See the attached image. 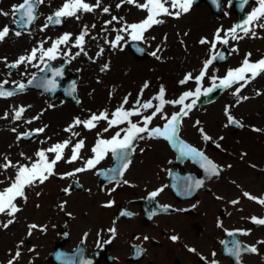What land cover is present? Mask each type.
<instances>
[{
	"label": "rangeland",
	"instance_id": "obj_1",
	"mask_svg": "<svg viewBox=\"0 0 264 264\" xmlns=\"http://www.w3.org/2000/svg\"><path fill=\"white\" fill-rule=\"evenodd\" d=\"M22 1L0 0V12L8 13V15L0 14V29L4 26L9 28L8 35L0 41V82L16 84L30 77L48 60L47 57L43 60L40 59L41 48L47 50L54 41L65 34H69L70 39L67 42L69 45L65 43L58 46L53 62L57 63L68 58L69 54L74 56L69 70L78 76L76 88L78 101H66L61 96L50 98L34 90L10 97H0V165L9 163L12 165L7 168L0 167V192L14 181L17 172L15 168L18 170L20 166L31 167L38 158L36 155L38 151L43 150L45 154L49 153L47 149L51 148V140L55 141V139L68 136L62 130L60 131V128L80 126L75 124V121L77 119L84 121L87 118L86 113L89 114L90 109L95 110L94 113L100 107L105 109L107 93L113 91L114 86L120 87L121 93L129 89L135 92L142 79L147 76L152 77L151 73L156 71L157 76L162 77L169 85L168 89L172 95L169 98L170 105H175L172 108L179 107L181 104L171 103L180 98L175 97V92L181 88V86H176L175 80H182V75L186 72L197 71L201 64L200 61L205 59L204 56L211 55L220 44L217 41L215 49L212 48V42L216 40L217 31H223L219 35L223 39L236 20V15L230 7V0H223L224 13L219 17L212 15L209 6L203 1L192 6L189 11H192L191 13L182 14L179 18L161 15L158 19L162 20L163 23L154 24L142 38L147 42L151 56H148V59L137 61L125 47L126 42L131 38V30L130 32L128 29L117 34L112 33L114 21L112 18L114 16L116 19L119 17L118 24L122 29H126L131 22L142 21L146 17L147 12L135 7V4H129L126 0H100V5L97 7L95 6L96 0H84L85 3L93 6V11H78L76 16L64 17L65 24L62 29H59L44 26L48 17L60 9L66 0H44L38 6L37 17L31 29L20 31L11 26L14 21L12 9L14 5ZM253 1L247 9L255 8L257 0ZM136 2L140 4L144 0H136ZM117 4L121 5L119 9L116 8ZM165 6L169 7L170 11H175L171 9L170 4ZM104 7L109 8L108 13L103 12ZM201 8L206 14L207 25L191 31L185 21L187 17H191ZM257 23H261V21ZM251 27L258 35L257 31L261 27H253L252 25ZM185 29H189V34L180 37ZM85 31L87 35L82 45L83 51H81L80 47L75 48L74 45L76 38ZM16 32H19L20 35L17 36ZM164 32L168 33L166 39L168 45L163 59L165 64H157V68L155 65L158 63L155 58L157 57L155 53L157 47L154 45V41H151L150 35L155 37V41L164 43L162 40V33ZM157 35L158 37H156ZM117 36L123 37L119 41V48L112 47L111 43ZM255 36L251 32L247 35L240 33L237 37L242 38L230 39L228 41L232 51L230 58L222 66L210 67L207 79L201 80L202 87L214 81L215 78L219 80L229 70L241 67L247 54H251L248 56L250 59L259 56L264 49V40H256L254 39ZM206 37H210L208 43L201 44V39H206ZM33 49H37L35 59L30 63L25 60L16 65L13 71H8L10 66L16 64L20 57L29 56ZM77 53L80 54L77 55ZM247 75L250 76V73ZM157 76L154 77V80ZM193 87L194 84L188 86L189 90H192ZM193 98H187L184 105ZM199 106L207 111L189 114L187 120L183 121L182 128L188 133H192L194 138L198 135L201 138L204 135H211L210 138L216 140L223 148L221 152L211 154L223 163L233 164L229 169L233 170L231 176L234 177L232 179L236 180L237 185H243L247 190L253 192L263 190L264 177L261 173V167L264 164V73L250 79L246 84L244 81L233 83L231 87H227L224 92H220L211 101L200 103ZM20 109H23L21 117L15 119V113ZM107 109L110 110V108ZM55 111L57 112L56 115L49 118V114ZM228 115L234 116L241 122L242 128L240 130L234 131L229 125ZM189 117L191 118L189 119ZM52 122L56 123L52 124ZM203 125L206 129H202ZM33 128L43 129L37 140L24 141L19 138L20 132ZM218 137H220V141ZM150 153L155 155L153 160ZM165 156L166 154L162 149L156 152L152 150L146 154L145 161L141 164L148 163L150 166H155V160L160 158L159 161L163 163ZM136 163L139 164V162ZM227 185L230 194L235 195L237 190L234 185ZM19 199L18 197L14 201L17 207H20ZM29 215L32 217L33 210ZM22 218L23 216L21 217L18 212L15 213L14 217H10L6 213L0 214V259L6 257L2 252L7 250V257L9 256L13 264H17L14 255L15 240L19 238L20 231H24V227L21 230L19 228ZM9 219H13V223L4 228L3 225Z\"/></svg>",
	"mask_w": 264,
	"mask_h": 264
},
{
	"label": "flooded vegetation",
	"instance_id": "obj_2",
	"mask_svg": "<svg viewBox=\"0 0 264 264\" xmlns=\"http://www.w3.org/2000/svg\"><path fill=\"white\" fill-rule=\"evenodd\" d=\"M157 75L155 71L150 82L163 85ZM142 116H134L132 123L143 127ZM122 124H103L86 132V137L66 139L69 144L54 174L33 187L32 219L37 227L22 235L27 240L21 245L18 264H264V225L253 222V218L264 219V205L257 202L264 199V188L253 192L238 186L226 163L221 162L220 178L201 181V172L191 160L180 159L179 149L173 147L175 156L169 158L167 146L173 143L145 132L139 134L122 176L117 172L119 159L117 168L99 175L113 166L111 152L94 168L75 172L93 158L98 139L123 133L117 129ZM80 141L84 146L79 158L69 163L70 145ZM160 147L166 149L163 163L158 158L155 166L141 164L147 153ZM205 151L212 157L211 149ZM170 168L176 169L173 179ZM227 184L234 185L235 195ZM173 236L178 239L173 241ZM236 244L239 257L229 252H235ZM250 247L257 251L245 250Z\"/></svg>",
	"mask_w": 264,
	"mask_h": 264
},
{
	"label": "snow or ice",
	"instance_id": "obj_3",
	"mask_svg": "<svg viewBox=\"0 0 264 264\" xmlns=\"http://www.w3.org/2000/svg\"><path fill=\"white\" fill-rule=\"evenodd\" d=\"M44 0H23L22 3L19 5H14L12 9V14L16 15L19 13V20L15 21L18 23H23L25 20L27 23H31L35 20V6L38 4L43 3ZM129 4H135L136 7L145 10L147 12L146 18L141 21L140 23L131 24L128 25L126 29H121V31H127L128 29L131 30L130 35L133 40H141L143 38V34L145 31H147L149 28H151L154 24H160L163 23L162 20L158 19L157 17L161 15H171L175 18H179L182 14L188 13L190 11V8L194 2V0H145L143 4L136 3V0H126ZM215 2V0H213ZM244 3H247V0H244ZM166 4H170L171 9L175 11H170L169 7H166ZM100 5V0H96V5ZM257 7H255L252 12H250L247 15V18L244 20L243 25H236L232 29L229 30L228 33L225 35H230L232 39H239L242 37H237L236 32L237 28H240L244 31V33L247 35L249 32L253 36L256 35V33L252 30V27H249V25H252L253 27H261L264 28V23H257L258 21L264 20V0H257ZM121 5L117 4L116 7L119 8ZM78 11H84V12H91L93 11V6H90L88 3H85L84 0H66V2L62 5L60 9H58L52 16L48 17L49 23L54 24H60L61 17H73L76 16ZM104 13L109 12V8L104 7L103 8ZM2 15H8V13L0 12ZM78 18V17H77ZM113 20H116V17L114 16L112 18ZM26 26V25H25ZM48 24H45L44 27H47ZM95 27V25H93ZM43 30V29H41ZM9 33L8 26H4L2 29H0V41H2ZM16 35L19 36L20 33L16 32ZM87 35V32H82L81 35H79L75 40V47H80L81 51H83L82 45L84 43V38ZM70 36L69 34H65L62 37H60L58 40L54 41L50 48L47 50H43L41 48V55L40 59L43 60L45 57H47L48 60H53L56 58V53L58 51V46L65 44L69 41ZM123 39L121 36H117L115 41H112V47H116L117 43ZM227 44V39H221L219 36V32L216 34V40L212 42V48L215 49L216 42ZM107 42V41H106ZM201 44L208 43V41L201 39ZM233 51H236V49H233ZM37 49H33L31 54L27 57H20L16 64H13L12 67H15L16 65L24 62L27 60L29 63L36 58ZM80 53H77L79 55ZM155 55V53H153ZM251 54H247L245 59L242 61V65L239 68L231 69L228 71L226 76L220 80L219 87L227 88L231 87L233 83H238L240 81H244V83H248L250 79H254L257 75L264 73V59H260L257 62H250L248 59V56ZM219 59H224L223 55L218 54L217 57ZM212 63V59H209L205 62L203 69L201 70L200 74L195 77L197 83L199 84L200 80L205 75V70H207L208 66ZM107 66L105 65V68ZM250 73V76L247 74ZM59 71H56L54 75H59ZM190 76L185 77V81L190 79ZM185 81H181V83H184ZM6 83V82H5ZM31 83V81H29ZM49 84H52V81L48 82ZM147 85H145L146 87ZM217 85H214L216 87ZM19 89H23L25 86L23 84H20ZM243 87V85H241ZM213 89L209 88L206 89L204 94L207 95L209 92H211ZM237 92H239V89H237ZM200 88L197 87L196 93L191 92H185L178 100L171 102L175 104H181L184 105V101L193 95H199ZM13 92H6L2 90V85H0V96H10L13 95ZM163 89H161V92L159 96L155 97L154 99L160 100V104L156 106L155 111L148 116H144L142 123L143 127H139L136 123H132L130 120V117L133 116H140V108H143L144 110H148L153 107L152 102L148 101L143 104H139V101L137 103L139 104L138 108H135L134 110H124L123 106L117 108L114 112L111 113L112 118L108 119V114L106 112H101L98 116L93 114L90 119L85 121H80L77 119L75 121V124H83V126L87 129L94 128L95 121L99 120H107L109 127H112L113 125H119L121 123L127 122L128 127L127 129H122V131L125 132V135L123 138L120 137V133L117 132L115 136H113L109 140H103L98 139L96 145L92 148V152L94 153L93 158L88 159L85 163V167L75 169V172H82L85 170H90L94 168L97 164L100 163L101 160H103L108 152H111L114 158L119 159L122 163L120 168L117 170L119 175H123L124 170H126L129 166L130 161L127 160V157L130 155V151H134L133 148V141L141 138L139 134L147 132L150 137H163L170 142H175L174 138L176 136L177 130H178V124L181 118V115H187V111L185 109L190 110L192 106L196 103L195 100L192 101L191 104L184 105V107L181 108L179 113H174L170 118L167 117H161L167 120L165 123L163 129L160 128H154L149 130L148 125L151 123L153 117L156 116L157 113H161L163 105L165 101L163 100ZM259 95V93H257ZM245 99H247L245 97ZM124 103H127V98H125ZM23 112V109H20L15 113L14 118L19 119L21 117V114ZM227 114V113H226ZM228 121L229 123H236L234 121L233 117L228 115ZM30 122V121H29ZM198 123V122H197ZM71 127L69 129H66V131H70ZM108 129H105L107 131ZM15 131V129H13ZM37 131L42 132L43 129H38ZM74 135H78L74 133ZM204 140L210 139L207 135L203 136ZM69 141H65L64 143H58L54 145L53 147L47 149L48 152L55 153V159H52L51 161L48 160L47 156L45 155V151L41 150L36 153L37 157H39L38 161L33 163L31 167L27 166H20L16 172V176L12 184L5 188L2 192H0V214H7L10 217H14L15 213L20 211V209L16 206L14 201L18 197H24V188L26 186L32 185L34 182L39 181V183H44L45 180L48 179L49 176L53 175V168L56 165L58 161L63 159L62 153L63 150L68 146ZM83 141H80L75 144V146L72 148V156L69 163L77 160L79 150L83 147ZM191 154L193 157H200V159L204 162L202 166L206 167V171L210 175H218L217 166L213 164L211 161L207 160L206 157L203 156L202 153L198 152L195 148H192L188 145H185L181 143V155H189ZM12 166L9 164H3L0 165V167H10ZM66 175H72V173L66 174ZM126 183V181H125ZM197 187L200 186V182L197 181L196 184ZM67 192L68 189H65ZM153 197L157 195V193L151 194ZM245 196H247L249 199H256L255 197H252L248 193H244ZM258 203L264 205V199H259L257 201ZM233 203H237V201H233ZM253 222L257 224L264 225V219H257L253 218ZM13 223V219H9L6 224L3 225L4 228H7L10 224ZM37 225H30L29 226V234H31V229L36 228ZM113 234L115 233V229L111 230ZM147 239V238H145ZM173 241H176L178 238L176 236L171 237ZM264 243V242H261ZM246 251H250L255 253L257 249L255 247L246 248ZM189 251H195L194 249H189ZM230 254H234L236 257H239L240 255V246L239 244L235 245V252L230 249ZM140 254V250H137V255ZM16 258L20 256V252H17L15 254ZM8 264H13L12 260H9Z\"/></svg>",
	"mask_w": 264,
	"mask_h": 264
},
{
	"label": "water",
	"instance_id": "obj_4",
	"mask_svg": "<svg viewBox=\"0 0 264 264\" xmlns=\"http://www.w3.org/2000/svg\"><path fill=\"white\" fill-rule=\"evenodd\" d=\"M213 2V0H210V2ZM211 2V3H212ZM215 3V4H213ZM212 4L215 5L216 7H218V10L220 9V7L218 6V0H215V2H213ZM235 4L237 5V12L240 14L241 18L239 20V22L237 23V25H243L244 23V20L247 18V15H244L242 10H243V7L245 6L246 3H244V0H238L235 2ZM36 8V6H35ZM219 12V11H218ZM19 13H17V16L19 17ZM35 15V13H34ZM19 20V19H18ZM32 23V22H31ZM31 23H27V21L25 20L23 23H18L16 22V26L20 27V28H28ZM26 25V26H25ZM48 72H52L55 73L56 71H53L51 70L50 66L47 65L45 67V69L39 74V76L36 78V79H32V82L34 81V83H29L30 86H35V87H39L41 88V90L43 91H49L51 95H53L55 92H57V90H59V83L61 82L62 80V76L56 78L53 82L54 84L53 85H46L45 83V80H46V74ZM59 73L61 74V71H59ZM73 86H74V79L71 80L69 82V87H70V90H73ZM25 88V87H24ZM2 90L3 91H6V92H13V91H16V90H21L19 89V87L15 88V89H6L2 86ZM72 92V91H71ZM236 124V123H235Z\"/></svg>",
	"mask_w": 264,
	"mask_h": 264
},
{
	"label": "bare ground",
	"instance_id": "obj_5",
	"mask_svg": "<svg viewBox=\"0 0 264 264\" xmlns=\"http://www.w3.org/2000/svg\"><path fill=\"white\" fill-rule=\"evenodd\" d=\"M192 12V11H191ZM189 12V13H191ZM185 24L189 27V29L196 30L199 29L201 26L207 25V17L203 10V8L199 9L194 13L191 17H187ZM189 29H185L182 31V34H180V37H184L185 35L189 34ZM56 111L49 114V118H53L56 115ZM56 122H52V124H55Z\"/></svg>",
	"mask_w": 264,
	"mask_h": 264
}]
</instances>
